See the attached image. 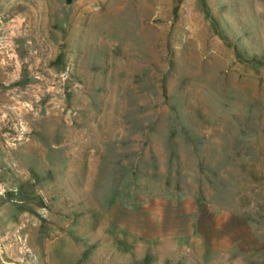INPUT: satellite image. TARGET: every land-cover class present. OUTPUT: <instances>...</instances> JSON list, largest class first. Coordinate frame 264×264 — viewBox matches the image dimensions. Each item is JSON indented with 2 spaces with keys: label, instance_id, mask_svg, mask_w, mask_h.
<instances>
[{
  "label": "rangeland",
  "instance_id": "374dc122",
  "mask_svg": "<svg viewBox=\"0 0 264 264\" xmlns=\"http://www.w3.org/2000/svg\"><path fill=\"white\" fill-rule=\"evenodd\" d=\"M39 3L0 0V264H264V0Z\"/></svg>",
  "mask_w": 264,
  "mask_h": 264
},
{
  "label": "crops",
  "instance_id": "0c3cea01",
  "mask_svg": "<svg viewBox=\"0 0 264 264\" xmlns=\"http://www.w3.org/2000/svg\"><path fill=\"white\" fill-rule=\"evenodd\" d=\"M7 1H9L10 5L12 6L11 12H14L13 9H14V5H15L16 1H20V3L23 4L22 5V9L25 6L27 7V5H29V0H7ZM37 1L41 2V3H39L40 6H38V8H37V10H35V12H44V10L47 8L48 0H37ZM81 1H86V0H81ZM8 11H9V9H8Z\"/></svg>",
  "mask_w": 264,
  "mask_h": 264
},
{
  "label": "trees",
  "instance_id": "16d2710c",
  "mask_svg": "<svg viewBox=\"0 0 264 264\" xmlns=\"http://www.w3.org/2000/svg\"><path fill=\"white\" fill-rule=\"evenodd\" d=\"M71 2V0H68V3H70Z\"/></svg>",
  "mask_w": 264,
  "mask_h": 264
},
{
  "label": "bare ground",
  "instance_id": "6f19581e",
  "mask_svg": "<svg viewBox=\"0 0 264 264\" xmlns=\"http://www.w3.org/2000/svg\"><path fill=\"white\" fill-rule=\"evenodd\" d=\"M9 68V67H8ZM6 69V68H5ZM26 228V227H25ZM27 229V228H26ZM15 248H16V246H15Z\"/></svg>",
  "mask_w": 264,
  "mask_h": 264
}]
</instances>
